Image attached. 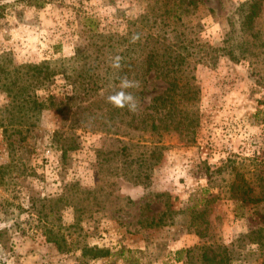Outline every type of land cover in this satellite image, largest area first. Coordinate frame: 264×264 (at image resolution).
<instances>
[{"label":"rangeland","instance_id":"1","mask_svg":"<svg viewBox=\"0 0 264 264\" xmlns=\"http://www.w3.org/2000/svg\"><path fill=\"white\" fill-rule=\"evenodd\" d=\"M203 1L192 16L194 31L202 41L220 45L226 15L247 0ZM1 5L0 264H186L188 249L214 240L229 247L232 264H264V243L254 241L261 236L251 234L260 225L259 216L247 209L236 215L232 172L222 169L230 159L243 157L264 171V53L245 50L233 60L219 52L194 65L201 88L194 141L176 133L132 130L131 115L118 126L92 130L75 124L84 116L80 100L71 101L63 114L57 106L32 114L11 108L17 91L11 83L20 76L16 67L43 61L62 65L66 70L50 81V92L33 86L30 93L41 99L49 93L70 96L66 72L85 68L72 58L78 46L89 44L91 50H102L90 60L88 78L95 84L99 75L105 83L106 76L114 77L115 57L128 53L129 38L122 37L129 35L134 28L130 22L145 13L146 4L50 0L39 8L23 0H0ZM140 29L146 31L143 25ZM166 87L152 72L142 107ZM73 135L79 146L65 158L61 146ZM130 138L142 140L149 150L133 148L127 157L120 152L113 161L98 163L99 150L118 151L120 140ZM156 144L163 148L155 164L149 155ZM141 154L146 163L138 161ZM139 172L149 173V179L134 182L130 177ZM75 184L94 193L76 192ZM64 195L59 213L41 218L32 209L35 201L47 212L50 203L43 199ZM68 200L81 208L66 204ZM202 210L204 215L195 218ZM194 223H201L208 235L200 237ZM50 228L62 235L59 244L47 239Z\"/></svg>","mask_w":264,"mask_h":264},{"label":"trees","instance_id":"2","mask_svg":"<svg viewBox=\"0 0 264 264\" xmlns=\"http://www.w3.org/2000/svg\"><path fill=\"white\" fill-rule=\"evenodd\" d=\"M50 0H23L30 7H44ZM146 4L145 13L135 21H131L133 29L129 35L122 37L129 40L128 53L121 59V67L114 68L111 72L113 78L106 76L103 83L101 77L97 75L95 84L93 78H88L93 69L89 65L90 60L95 61L98 51L102 47L96 46L91 50V45L78 46L76 54L72 58L74 61L83 62L85 68L75 73L66 72L65 78L68 85H71L72 95L58 98V95L49 93L46 97L40 98L36 93L32 94L33 86L38 89L51 91L50 81L58 73L65 72L62 65L52 64L43 61L38 64H25L16 67V73H20L14 79L12 89L16 87L14 95L15 103L11 102V108H19L28 114L31 112L57 106L59 113L63 114L71 101L80 100L86 102L82 105L79 101L78 108L84 114L82 121L77 120V126L84 125L92 130L110 129L118 126L117 122H122L126 116L131 115L128 126L132 130L151 135L160 132L176 133L182 140L194 141L197 127L200 121V111L198 102L200 100L201 88L197 83L194 73L195 64L207 63L214 54L219 53L237 60L236 53L252 51L253 53H264V0H247L236 6L232 14L226 15V29L224 39L220 45H212L207 41H202L197 37L192 25V16L195 15L200 6L204 5L203 0H142ZM4 6L1 5L0 9ZM209 10L214 13L213 8ZM237 15V18H236ZM0 16L2 13L0 12ZM92 20V19H91ZM92 22V21H91ZM140 25L146 27L143 33ZM237 25L239 27H237ZM93 29V27H92ZM139 35V39L133 42L132 37ZM111 48L114 45H109ZM96 52V53H94ZM87 65L88 68H87ZM99 66V65H96ZM92 68V69H91ZM154 73L155 77L166 82V89L150 99V103L142 107V103L147 99L149 87V75ZM64 74V73H63ZM111 74V73H109ZM127 76L140 82L139 89H129L139 99V110L134 114L129 112L127 107L118 108L108 102L107 97L119 90V77ZM27 76V77H24ZM111 77V76H110ZM116 80V82H115ZM15 94V93H14ZM29 104V105H28ZM64 104V105H63ZM7 131V129H6ZM142 137V136H141ZM122 147L118 151H98V163L103 165L113 161L117 156L127 157L133 148H143L147 152L149 145L142 140L128 141L120 140ZM77 139L71 137L62 144L63 156L66 158L70 150L78 148ZM162 146L154 145L150 149L149 159L159 162ZM122 155H119V153ZM144 158L146 154H141ZM138 159L145 162L147 158ZM141 167V165H140ZM222 169H230L232 181L230 190L232 198L236 204V215L243 216L244 209L252 210L259 216L260 225L251 231L252 235H257L259 240H254L258 244L264 243V171L254 163L252 158L230 159ZM134 182L149 179V173L141 172L130 177ZM76 192L92 194L90 190H81L80 186H73ZM101 189V188H100ZM97 190L96 192L100 191ZM77 196V195H76ZM67 196L52 199H43V202L50 203V209L46 212L39 209L37 203H32V209L41 217H48L50 213H59L57 208L60 202L65 201ZM40 201V200H39ZM66 204L78 210L81 207L73 201ZM49 212V213H48ZM202 210L196 217L204 215ZM203 223V222H202ZM197 234L204 238L208 232L201 226V223H194ZM259 234V235H258ZM49 241L59 244L60 233H55L52 228L45 233ZM60 237V239H59ZM233 255L228 246L214 240L211 243H204L187 250L186 264H232Z\"/></svg>","mask_w":264,"mask_h":264},{"label":"clouds","instance_id":"3","mask_svg":"<svg viewBox=\"0 0 264 264\" xmlns=\"http://www.w3.org/2000/svg\"><path fill=\"white\" fill-rule=\"evenodd\" d=\"M139 39V35H134L132 37L133 42ZM121 57H115L112 66L116 69L121 67ZM119 90L114 91L113 94L107 97L109 103L118 108H125L131 113H136L139 110L140 104L139 99L132 91L129 89H139L140 82L134 79H129L126 75L119 77Z\"/></svg>","mask_w":264,"mask_h":264}]
</instances>
